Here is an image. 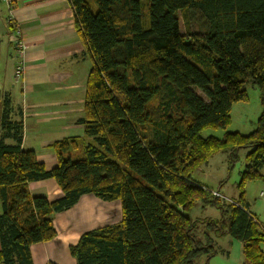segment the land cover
I'll return each instance as SVG.
<instances>
[{
	"label": "trees",
	"instance_id": "16d2710c",
	"mask_svg": "<svg viewBox=\"0 0 264 264\" xmlns=\"http://www.w3.org/2000/svg\"><path fill=\"white\" fill-rule=\"evenodd\" d=\"M69 2L93 60L80 119L91 141L81 159L65 156L75 139L54 143L57 164L46 168L21 148L22 120L0 95V264H33L31 245L53 240V216L84 194L118 200L121 220L82 233L69 247L76 264H195L216 255L212 234L240 241L244 264H264V231L243 198L264 166V0ZM246 82L259 92L255 128L203 136L228 127L233 104L249 99ZM242 148L237 200L193 178L215 155ZM44 179L60 198L30 195L28 184ZM196 202L220 217L192 218Z\"/></svg>",
	"mask_w": 264,
	"mask_h": 264
},
{
	"label": "crops",
	"instance_id": "0c3cea01",
	"mask_svg": "<svg viewBox=\"0 0 264 264\" xmlns=\"http://www.w3.org/2000/svg\"><path fill=\"white\" fill-rule=\"evenodd\" d=\"M7 15L6 4L0 2V95L9 96L15 118L22 120L21 148L33 150L38 161L49 169L57 164L53 144L75 139L76 146L70 148L65 156L81 159L84 146L91 141L85 135L80 119L84 116L86 82L93 60L77 30L69 0H16L15 21L8 22ZM15 25L20 27L28 44L25 72L20 81L14 79L16 61L11 41ZM236 104H233L231 112ZM256 110L257 108L254 112ZM256 113L257 117L252 125L251 121L247 126L242 125L241 128L246 130L244 132L250 133L255 128L261 108ZM241 130L235 131L241 133ZM4 142L12 144L10 139H5ZM246 153L245 149V155ZM216 157H220L218 165L213 162ZM230 159L229 152L215 155L194 172L193 178L202 185L217 189L225 198L237 200V183L247 159L245 158L244 167H240L235 173ZM259 172L260 178L246 183L243 198L248 211L256 217L264 231V166ZM28 190L30 195H42L49 201L62 196L54 179L30 182ZM217 213L218 217L214 218L220 217L219 209ZM206 218L211 217L206 215ZM120 220L121 205L118 200L109 202L92 194L82 195L70 209L53 216L57 233L53 240L31 245L33 264H76L69 247L77 243L81 234L117 224ZM200 228L205 230L206 225L201 223ZM212 239L217 253L222 251L231 263L244 264L242 243L241 246L237 244L234 253L233 240L224 242L220 247V238L212 234Z\"/></svg>",
	"mask_w": 264,
	"mask_h": 264
},
{
	"label": "rangeland",
	"instance_id": "374dc122",
	"mask_svg": "<svg viewBox=\"0 0 264 264\" xmlns=\"http://www.w3.org/2000/svg\"><path fill=\"white\" fill-rule=\"evenodd\" d=\"M146 8L147 7H146L145 3H143V9L146 10ZM92 9H93V11H95L96 6L92 5ZM145 16L146 17L148 16V12H147V15H145ZM179 18H180L181 31L185 32V21H184V17L182 15V13H179ZM193 28L197 29L195 25L193 26ZM245 87L247 89L249 99L247 102H238L236 105H234L233 111L231 112L232 120H231L230 124L228 125V127L226 129H221V128L205 129L201 133L203 136L214 135L217 137H221V136H223V134L226 131H235L236 129H242L241 133H248V132H244L246 130H243V128H241V127H242V125L247 126L249 121H251V125H252V121H255V119L257 117L256 111L258 110V108L260 109L261 106H259L260 105L259 104V97H258L259 92H258L257 88L252 86V84L250 82H246ZM199 93L201 96H204L203 93H201V92H199ZM256 108H257V110L254 112V109H256ZM219 158L220 157H216L214 159V161H213L214 165H218L217 160ZM230 162H231V164H233L232 165L233 173H235L240 167L241 168L244 167L245 149H243V148L238 149V151H236L233 158L230 159ZM213 187H215V186H213ZM216 190H213V191H216ZM225 194H226V192H225ZM217 197H221V196H217ZM217 212H218V209L212 205H204V204H201L199 202H196V204L193 206V208L189 214L193 218L203 219L206 217V215H209V217H211V218L218 217ZM219 238H220V243H219L220 247L223 246L224 242H229L230 240H233L232 242L234 243V245H233L234 248L232 249V251L234 253L236 252L235 248H236L237 244H240V246H241V242L238 240L232 239L229 234H226L225 237H219ZM227 246H229V245H227ZM239 251H240V255H241V250H239ZM195 264H234V263H231L230 261H228V259L223 255L222 251L219 250L217 255H215L214 257H212L208 260H207V256L205 254H201L196 259Z\"/></svg>",
	"mask_w": 264,
	"mask_h": 264
},
{
	"label": "built area",
	"instance_id": "2783aa9c",
	"mask_svg": "<svg viewBox=\"0 0 264 264\" xmlns=\"http://www.w3.org/2000/svg\"><path fill=\"white\" fill-rule=\"evenodd\" d=\"M7 6L8 22H14L16 18V0H0ZM15 31L13 33V39L11 41L12 49H13V58L16 61L15 69H14V79L16 81H20L23 78L25 72V63H26V50L28 48V44L26 39L22 34V30L18 25H15ZM213 195L220 196L217 191H212Z\"/></svg>",
	"mask_w": 264,
	"mask_h": 264
}]
</instances>
